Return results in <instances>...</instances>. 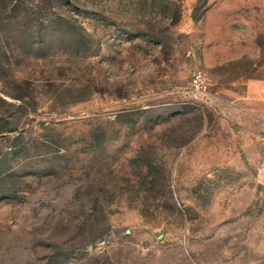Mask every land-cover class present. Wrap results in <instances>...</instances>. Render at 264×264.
Masks as SVG:
<instances>
[{
    "label": "rangeland",
    "instance_id": "rangeland-1",
    "mask_svg": "<svg viewBox=\"0 0 264 264\" xmlns=\"http://www.w3.org/2000/svg\"><path fill=\"white\" fill-rule=\"evenodd\" d=\"M0 264H264V0H0Z\"/></svg>",
    "mask_w": 264,
    "mask_h": 264
},
{
    "label": "built area",
    "instance_id": "built-area-1",
    "mask_svg": "<svg viewBox=\"0 0 264 264\" xmlns=\"http://www.w3.org/2000/svg\"><path fill=\"white\" fill-rule=\"evenodd\" d=\"M191 86H193L199 90H205L206 84L204 83V79H203L200 71L194 72V74L191 78Z\"/></svg>",
    "mask_w": 264,
    "mask_h": 264
}]
</instances>
